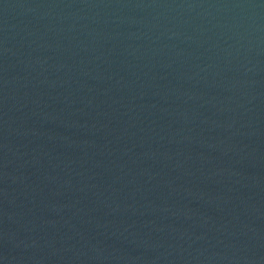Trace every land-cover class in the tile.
I'll use <instances>...</instances> for the list:
<instances>
[{
	"label": "water",
	"instance_id": "1",
	"mask_svg": "<svg viewBox=\"0 0 264 264\" xmlns=\"http://www.w3.org/2000/svg\"><path fill=\"white\" fill-rule=\"evenodd\" d=\"M0 264H264V0H0Z\"/></svg>",
	"mask_w": 264,
	"mask_h": 264
}]
</instances>
